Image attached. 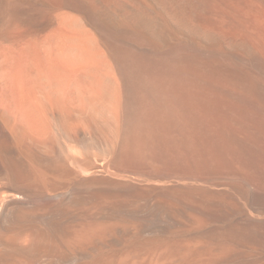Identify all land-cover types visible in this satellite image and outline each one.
Returning a JSON list of instances; mask_svg holds the SVG:
<instances>
[{
	"label": "bare ground",
	"instance_id": "bare-ground-1",
	"mask_svg": "<svg viewBox=\"0 0 264 264\" xmlns=\"http://www.w3.org/2000/svg\"><path fill=\"white\" fill-rule=\"evenodd\" d=\"M0 264H264V0H0Z\"/></svg>",
	"mask_w": 264,
	"mask_h": 264
},
{
	"label": "rangeland",
	"instance_id": "rangeland-1",
	"mask_svg": "<svg viewBox=\"0 0 264 264\" xmlns=\"http://www.w3.org/2000/svg\"><path fill=\"white\" fill-rule=\"evenodd\" d=\"M42 1V0H41Z\"/></svg>",
	"mask_w": 264,
	"mask_h": 264
}]
</instances>
